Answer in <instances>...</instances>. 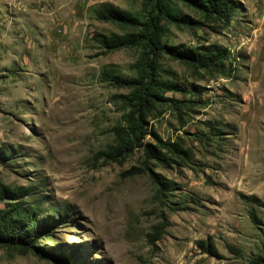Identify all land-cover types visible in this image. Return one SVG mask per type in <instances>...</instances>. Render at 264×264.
Here are the masks:
<instances>
[{"label": "rangeland", "instance_id": "obj_1", "mask_svg": "<svg viewBox=\"0 0 264 264\" xmlns=\"http://www.w3.org/2000/svg\"><path fill=\"white\" fill-rule=\"evenodd\" d=\"M222 1L167 0L180 21L159 22L207 64L102 43L157 0H0V183L23 193L0 212L58 221L27 252L0 224V264H264V0Z\"/></svg>", "mask_w": 264, "mask_h": 264}, {"label": "trees", "instance_id": "obj_2", "mask_svg": "<svg viewBox=\"0 0 264 264\" xmlns=\"http://www.w3.org/2000/svg\"><path fill=\"white\" fill-rule=\"evenodd\" d=\"M167 0H157L155 6V12L151 18L147 20L145 24L141 26L144 28V31L141 34L129 36L127 39H122L115 37L113 39H103L102 43L107 46V48H117L122 46H133L139 45L141 43H145L150 49V53L153 56H156L159 53H167L172 54L175 57H181L185 55L191 59H198L197 61L203 62L206 61L207 64L210 61V57H206V55H200L195 51H181L179 48H169L161 43V31L163 30L160 26V20L163 19L168 23L178 22L180 21L179 16L172 9V7H168L165 4ZM193 4L200 5L207 12L210 10H216L218 16H223L225 11V4L222 0H210L209 2H203L204 5H201L199 0H192ZM102 16L108 19H116L124 24L134 25L140 24L138 20L132 18L129 15H125L124 13H118L114 10L108 9L107 7L103 8ZM207 54V53H206ZM211 56V55H210ZM152 61H150V65H152ZM129 83L135 84V92L133 95L132 101L135 104V109L137 116L136 118V130L135 134L142 133L144 128L141 124L144 114L149 109V105H151V91L150 85L144 82L132 81ZM148 155H153L150 151V147L147 150ZM161 156L160 153H157ZM166 159V156H163ZM157 158V157H154ZM3 185L0 183V201H4L7 195L10 194V197L13 200H20L23 198V193L21 191H6ZM9 210L0 212V224L4 226L5 231L3 232V239L10 246H16L22 252H27L31 249L36 250V246L34 245L35 238L39 235L44 228H49L52 223L58 222L51 218V221L39 218V214L35 211H29L24 208L23 203H13L9 204ZM40 211V209H37ZM61 214L57 217L61 221ZM45 225L44 227H42Z\"/></svg>", "mask_w": 264, "mask_h": 264}]
</instances>
